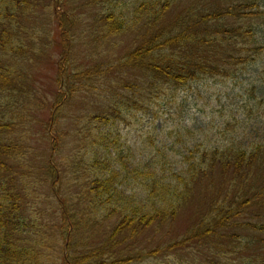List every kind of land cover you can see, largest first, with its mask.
Segmentation results:
<instances>
[{
    "label": "trees",
    "instance_id": "obj_1",
    "mask_svg": "<svg viewBox=\"0 0 264 264\" xmlns=\"http://www.w3.org/2000/svg\"><path fill=\"white\" fill-rule=\"evenodd\" d=\"M100 6L108 8L91 16L95 41L101 42L97 49L101 53L110 45L115 55L83 65L68 52V72L58 77L62 89L66 87L65 98L58 94L54 101L59 107L51 126L56 152L77 146L64 143L68 134L59 130L65 104L89 93L108 106L75 119L86 125L73 134L80 149L58 162L65 166L64 174L62 165L51 166L31 144L35 122L44 127L39 139L49 131L45 121L30 115L40 103L43 110L48 105L37 96L28 68L43 60L45 40L36 20L52 16V3L42 7L40 0H0V264H63L62 254L70 264H133L137 258L130 240L149 229L172 226L183 207L205 190L213 194L211 206L198 223L177 241L141 250L139 258L192 248L211 253L221 264H264V135L246 140L249 125L264 124V89H258L264 84L261 0H90V8ZM64 17L70 33L76 20ZM124 36L132 43L119 55V45L109 41ZM126 72L140 78L125 79ZM208 79L242 83L245 94L240 93L236 106L220 104L218 109H231L222 121L214 120L212 105L210 112L201 108L205 128L198 131L186 91ZM165 102L177 110L162 111L157 120V104L163 108ZM139 115L149 119L139 141L146 149L142 159L133 160L138 146H129L126 153L110 146L96 125ZM131 174L144 193L140 204L124 191ZM56 178L69 191L68 200L55 192ZM114 217L101 245L78 248L81 230L94 232ZM66 240L68 249L62 253ZM257 248L255 255L242 256Z\"/></svg>",
    "mask_w": 264,
    "mask_h": 264
},
{
    "label": "rangeland",
    "instance_id": "obj_2",
    "mask_svg": "<svg viewBox=\"0 0 264 264\" xmlns=\"http://www.w3.org/2000/svg\"><path fill=\"white\" fill-rule=\"evenodd\" d=\"M42 2L44 5L42 4ZM40 3L42 7H45V5L48 6L52 3V16L47 17V20L43 18L41 22L36 20L40 27V30L43 32L42 39L45 40L43 45L44 55L43 60H41L38 65L28 69L31 79L30 83H33L32 86L33 88H35L34 90H36L37 96L41 97L44 103H47L48 108H45L43 110L42 103H40L38 105V110H34L30 115L33 116L32 118H39L40 120L45 121V124L48 126L49 131L47 132V135H45L43 140L39 139L38 135L39 133L44 131V127L40 124L38 125L35 122L32 126L33 133L35 132V138L31 139V144L37 151H39L40 153L42 152V154L45 155V159L47 158V161L51 166L57 163L61 167L62 164L58 162H63L61 161L62 155L63 157L67 158L70 154L77 152L80 149L77 138H74L73 134L76 132H81L86 124L78 123L75 121V119L90 112H102L103 110H107L108 106V103L104 102L101 98L89 93L78 94L75 97V101L65 104L59 115L62 118L61 122L63 124L61 127L59 126V130H64L68 134V137L64 139V143H66V141L68 140V144L71 147L73 145V147H75V144H77V146L73 150H71V148H68L61 151L60 153L56 152L57 146L54 147L55 145H53L52 143L55 135V133L52 132V129L55 128V126H51L52 120L54 118V113L56 112L57 108H59L56 107V104L54 103L55 98L58 94H60L61 98H65L63 95L66 92V87L62 89L61 84L58 82L60 72L64 71L65 75L68 72V68H65L64 66V60L67 59L66 57L69 52L70 55H75L78 57L79 63L83 65H91L96 61H92V58L98 57L101 60L100 62H106L115 55V51L112 52V47L109 45L107 48H102L101 53H99V50L97 48L99 43L101 42L95 41V37L98 35L97 27L93 26L94 19H91L94 11L106 10L108 7L100 6L98 10H95L94 8L89 7L90 0H40ZM261 4L264 7V0H261ZM69 15L74 16L76 20L75 25L73 26L70 33L63 23L64 18H68L64 16ZM45 33H47L46 37ZM124 37L125 39H122L121 41L119 38H111L109 41L112 44H116V46L119 45V48H117V53H119V55L124 54L128 50V45L132 43L129 40L131 37ZM139 78L140 75L138 73H125V79L137 80ZM199 83L201 84L195 85L193 86V89H189V91H186V97L189 101L188 105H194L195 107V110H193V117H196V120L198 122L196 127L198 131L201 130V127L205 128V125L202 124L204 120L200 116V114H198V111H200L201 108H203L207 112H210L208 104L212 105V107H215L216 110L214 113V120L222 121L224 119L223 117L228 116L229 110L231 109L227 110L224 107L222 110L218 109L221 107L220 104H226V107H228L229 104H233L236 106V103L240 100V93L245 94L244 85L242 83L232 84V82L229 81L227 83H223L222 81H216L215 79H208ZM258 89H264V84L260 83L258 85ZM129 94L133 95L132 92H129ZM134 96L136 98L140 97L137 94H135ZM218 98H221V101H219ZM165 103L168 105H164L163 108H160L162 106L161 104H157L158 110H160V112L155 115V118L157 120L161 119L162 111L166 113L167 109L177 110L175 104H172L170 102ZM61 105H63L62 102ZM132 107L134 106H131V108ZM114 121L106 125L97 123L96 127L103 132V136L107 135L106 138L111 144L110 146H114L115 148L117 147V149L120 148V150H123L125 153L126 148H128L129 146H138L136 149L134 148L135 151L133 152V157L135 158L133 160L141 158V154H144V150L146 148L144 146H140L139 141L141 139L142 143V140H144L145 138L143 136V133H145V131H143V127L147 122H149V119H141V115H139L138 119L130 120V118L122 116V118L116 117V121ZM163 121L169 122L170 120L165 119ZM151 123H153V125H157L158 127L161 125L160 121H153ZM30 124H32V122ZM238 124L240 126L242 123ZM257 133H259V137H263V123L249 125L246 132V140L251 141L256 139ZM110 134H112L113 139ZM113 140H116L117 143L115 144ZM104 145H106V148H110V146L107 144V141L104 142ZM38 147H40V150ZM102 152L103 154H106L107 150L104 149ZM52 155L53 161L51 162L50 158ZM61 168V171L64 174H67L65 173L67 171L65 166L62 165ZM131 169L133 170L132 167ZM56 175L58 174L56 173ZM133 177L134 174H131V181H129L131 183L130 185H126L124 191L128 192V195L130 196H135L136 202L140 204L142 200H144V193L141 191L140 186L136 184L135 177ZM53 185L55 187V192H57V194H60V198L63 200H68L67 195L69 191L65 189L64 185H59L57 178ZM206 191L207 190H205L204 192H197L194 200L183 207L181 214L174 222V224H172V226H168L166 229L157 232H153V229H149L142 235L130 240V246L131 248H133V254L137 258V260H135L133 264H212L210 260L214 261L213 264H221V259H218L217 257H214L212 259L211 253H207L206 251L201 252L199 249L196 251L192 248H181L177 252L169 254L166 253L165 255H158L156 257L148 259L139 258L140 254L143 251H152L155 246L169 241H177L178 239L182 238L190 228L194 227L198 223L202 211L211 206V199L213 194H209V192ZM70 203L73 206H80L78 202L72 203L70 201ZM61 209L63 210V204ZM115 219H117V217L111 218L110 220H104L97 226V228H95L94 232H91L89 228L81 230L79 233L80 244L78 248L80 250L86 249L89 247L88 244L101 245L111 233L115 223ZM246 220H249V217ZM251 220L253 222L261 221V219L258 218H253ZM237 232L238 234L245 235L242 230H237ZM258 235L259 234H257V236ZM260 235L264 237L263 234ZM229 236L234 237L235 234H229ZM67 242L68 241L66 240V245L63 248L62 253H65L66 249H68ZM224 242L228 243L229 240L227 239ZM262 242L264 243V241ZM141 250L142 252H140ZM258 250V248L249 250L246 253L242 254V256L250 257L252 254L255 255L256 253H258ZM67 253H69L68 250ZM62 258L63 264H70L69 262H66L64 254H62Z\"/></svg>",
    "mask_w": 264,
    "mask_h": 264
}]
</instances>
